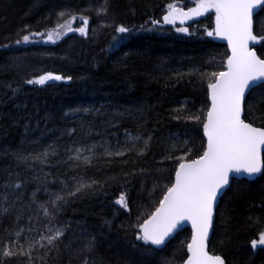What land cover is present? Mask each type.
<instances>
[{"label":"trees","instance_id":"1","mask_svg":"<svg viewBox=\"0 0 264 264\" xmlns=\"http://www.w3.org/2000/svg\"><path fill=\"white\" fill-rule=\"evenodd\" d=\"M169 4L186 10L196 0H0V198L5 192L9 201L19 197L11 214L0 216V229L9 228L5 235L17 239L13 225L21 210V243L25 236L51 234L46 227H65L59 257L53 250L46 264H83L84 257L72 253L90 236L96 247L89 264H160L161 259L180 264L186 258L187 228L160 249L135 237L138 224L173 182L175 158L203 153V123L189 117L206 116L207 85L213 73L225 69L228 48L208 35L216 23L214 10L184 24L166 23ZM253 21L255 49L264 59V8ZM120 26L131 31L119 33ZM53 30L62 34L48 40ZM48 73L65 79L27 83ZM243 107L246 122L264 127V83L247 93ZM136 136L141 139L133 147L130 137ZM93 145L91 164L69 160L76 148ZM173 145L182 150L171 152ZM45 151L47 157L34 159ZM18 155L27 159L17 160ZM77 181L102 187L68 196ZM122 192L128 208L115 203ZM55 195L65 201L57 202L61 206L50 222L41 205L51 211L47 202ZM30 227L38 231L28 232ZM261 231L264 173L232 179L216 206L208 252L225 264H264V248L254 252L251 245ZM43 251L31 253L33 264H45L35 259ZM5 264H28V257Z\"/></svg>","mask_w":264,"mask_h":264},{"label":"snow or ice","instance_id":"2","mask_svg":"<svg viewBox=\"0 0 264 264\" xmlns=\"http://www.w3.org/2000/svg\"><path fill=\"white\" fill-rule=\"evenodd\" d=\"M258 6L264 8V0H196V7L187 11L173 4L167 5L169 11L163 17L166 23H174L176 20L183 23L190 16H200L209 9H214L216 27L215 31L208 32V35L227 39L231 49V55L227 58V70L213 73L212 80L207 85L211 105L206 116L189 117L203 123L204 137L207 141L203 153L196 159H191L190 156L187 159L185 156L175 158L178 163L175 168L174 181L167 187L155 211L147 219H144L143 223L138 224L139 231L135 237L136 240L143 241L144 245L159 248L184 221H190L192 238L191 242L187 244L188 256L184 264H224L221 256H210L206 251V242L209 239V230L213 227L214 209L217 201L226 186L230 184L233 173H242L247 176L264 173V160L261 159V151L264 150V127H253L251 123H246L242 119L246 92L253 87L257 80H264V59H260L249 47L250 41H257V36L253 34V14ZM100 11H106V9L102 8ZM60 15L63 16L64 13L62 12ZM152 23L155 25L159 22L153 20ZM63 27L65 26L57 25V28ZM68 30L71 31V28L69 27ZM80 31L83 32L84 29H80ZM116 31L129 33L131 29L120 26ZM177 31L187 32L188 29L178 28ZM61 34L55 30L50 31L47 39L53 40L54 37L58 39ZM36 35L40 34L36 33ZM29 39V35L22 37L24 42H28ZM20 42V40L16 41L17 44ZM50 79L61 80L65 77L59 75L53 77L51 73H48L30 79L27 83L44 85ZM130 139L133 140V147H135V142L141 138L136 136L130 137ZM150 140L151 136L143 141L144 148L148 147ZM183 143L186 146L190 142L184 141ZM144 148L140 149L141 154H143ZM94 150L95 145L87 149L76 148L75 154L69 156V160L89 165L94 158ZM177 150L182 149H177L173 145L171 152ZM85 151L89 154L84 155ZM189 151L192 150L189 149ZM107 154L113 155L111 152ZM123 154V152L115 153L118 156ZM47 156L48 152L45 151L34 159H42ZM168 158L173 159L172 155H169ZM26 159L27 157L17 156V160ZM74 166L79 167L80 164ZM9 186L8 182L4 185L5 189ZM94 186L102 187L96 181L91 183L77 181L74 190L68 192L67 195L76 196L77 193L91 190ZM14 187L19 189L21 185L17 183ZM17 200L19 197L9 201L8 194L5 192L0 198V216L10 215ZM62 201H65L64 196L55 195L54 199L47 202L52 206L51 211L41 205L50 222L55 218V213L61 206L57 202ZM115 203L121 208H128L130 200L126 193L122 192ZM21 215L22 210L18 211L17 223L13 225L18 228L14 232L17 239H11L5 235L11 231L9 228L0 229V264H5V260L17 256H26L28 264H33L31 253L40 249L44 250L43 255L35 257L36 260L44 261L46 264V258L53 250L57 253L58 258L59 244L66 234V228L59 227L53 230L46 227V230L51 234L40 233L39 239L25 236L24 242L21 243L19 237L25 231L18 224ZM27 231L34 232L38 229L30 227ZM80 236L85 237L86 234L82 232ZM73 243L74 241H70L68 247L71 248ZM251 243L253 248H256L258 244L264 245V231L260 232L259 241L253 240ZM95 247L96 237H86L83 245L77 248L72 255L77 258L84 257L83 264H89L87 256L95 251ZM160 264H171V261L161 259Z\"/></svg>","mask_w":264,"mask_h":264},{"label":"water","instance_id":"3","mask_svg":"<svg viewBox=\"0 0 264 264\" xmlns=\"http://www.w3.org/2000/svg\"><path fill=\"white\" fill-rule=\"evenodd\" d=\"M196 7V5H194L193 7H191V8H195ZM258 9H259V6L257 7V9H256V11L254 12V14H253V17L255 16V14H256V12L258 11ZM188 10V9H187ZM187 10H185V11H187ZM204 14V13H203ZM202 14V15H203ZM202 15H200V16H202ZM215 27H216V24H215ZM215 27H214V31H215ZM254 34V33H253ZM214 37H216V39H218V40H221V41H223L226 45H227V48H228V57L231 55V49L229 48V45H228V42H227V39H225V38H222V37H218V36H215L214 35ZM255 46H256V41L255 42H249V47L256 53V55L258 56V54H257V52H256V49H255ZM259 57V56H258ZM260 58V57H259ZM260 59H262V58H260ZM227 70V60H226V64H225V69H224V71H226ZM51 81H55L56 83L57 82H59L60 80H55V79H51ZM262 83H264V80H257L256 81V83L253 85V87L252 88H254V87H256V86H258L259 84H262ZM251 88V89H252ZM251 89H249L247 92H246V95H247V93L251 90ZM208 102H209V107H210V105H211V101H210V99H209V93H208ZM242 119H243V112H242ZM246 122V121H245ZM246 123H248V122H246ZM253 126V125H252ZM253 127H256V126H253ZM257 128H260V127H257ZM203 136H204V132H203ZM205 138V142L207 143V141H206V137H204ZM263 153H264V150H262L261 151V159L263 160ZM262 173H260V174H256V175H254V176H247V175H245V174H235V173H233L232 174V178H231V180L232 179H246V180H253V179H255V178H257L258 176H260ZM174 178H175V174H174ZM230 180V181H231ZM173 181H174V179H173ZM229 186V185H228ZM228 186H226V188L228 187ZM226 188H225V190H226ZM224 190V191H225ZM224 191H223V193H224ZM223 193H222V195H223ZM221 195V196H222ZM220 199V198H219ZM218 199V200H219ZM217 203H218V201H217ZM217 206V205H216ZM215 210H216V207H215V209H214V216H215ZM213 222H214V220H213ZM189 229L190 230V240H189V243L191 242V238H192V226H191V222L190 221H184L183 223H182V225L178 228V229H176L167 239H166V242H165V244L177 233V232H179V231H181V230H183V229ZM212 229H213V227L212 228H210V230H209V239L207 240V242H206V251L208 252V242H209V240H210V237H211V234H212ZM254 240H257V241H259V236H258V238H256V239H254ZM164 244V245H165ZM164 245H162V246H159V248H157V246H153L154 248H156V249H160V248H162ZM251 245H252V243H251ZM258 248H264V245H257V247L256 248H253L252 247V249H253V251L255 252ZM186 258L184 259V261L187 259V256H188V249L186 248ZM208 254L210 255V256H215V255H212V254H210L209 252H208ZM222 258V257H221ZM184 261L182 262V263H180V264H184ZM224 264H225V262H224Z\"/></svg>","mask_w":264,"mask_h":264},{"label":"rangeland","instance_id":"4","mask_svg":"<svg viewBox=\"0 0 264 264\" xmlns=\"http://www.w3.org/2000/svg\"><path fill=\"white\" fill-rule=\"evenodd\" d=\"M195 17H196V16H190V18L187 19V20H185V21L183 22V24L186 23L187 21H189V20L195 18ZM175 22H177V23H181L180 20H176ZM181 24H182V23H181Z\"/></svg>","mask_w":264,"mask_h":264},{"label":"bare ground","instance_id":"5","mask_svg":"<svg viewBox=\"0 0 264 264\" xmlns=\"http://www.w3.org/2000/svg\"><path fill=\"white\" fill-rule=\"evenodd\" d=\"M225 192V191H224Z\"/></svg>","mask_w":264,"mask_h":264}]
</instances>
